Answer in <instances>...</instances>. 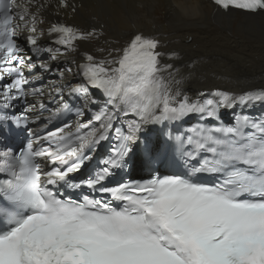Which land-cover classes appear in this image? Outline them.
I'll use <instances>...</instances> for the list:
<instances>
[{"label":"snow or ice","instance_id":"6c2138e0","mask_svg":"<svg viewBox=\"0 0 264 264\" xmlns=\"http://www.w3.org/2000/svg\"><path fill=\"white\" fill-rule=\"evenodd\" d=\"M213 3L264 13V0ZM52 7L0 0V130L28 133L0 141V264H264V116L221 119L264 104V87L194 102L160 41L139 31L77 61L78 42L103 32L59 20L73 0H55L47 20ZM66 57L75 71L60 67ZM44 74L57 77L47 92ZM194 117L205 123L174 134Z\"/></svg>","mask_w":264,"mask_h":264},{"label":"bare ground","instance_id":"6f19581e","mask_svg":"<svg viewBox=\"0 0 264 264\" xmlns=\"http://www.w3.org/2000/svg\"><path fill=\"white\" fill-rule=\"evenodd\" d=\"M75 14L60 13L59 20L81 30L95 28L103 35L98 40L78 42L79 53L95 52L109 44L123 45L139 31L155 36L166 55L164 63H171L179 71L182 92L192 101L208 90L227 89L239 95L254 87H264V13L250 14L238 9L225 11L211 0H73ZM53 7L45 10L47 20H56ZM174 59H169L171 53ZM76 70L72 57L59 61ZM57 63V62H54ZM39 75V73H38ZM76 82L78 77L68 75ZM45 85L57 77L44 74ZM67 96V93H65ZM31 99V98H30ZM45 102L48 103L45 98ZM49 108L56 109L55 103ZM50 113L45 111L42 122Z\"/></svg>","mask_w":264,"mask_h":264}]
</instances>
